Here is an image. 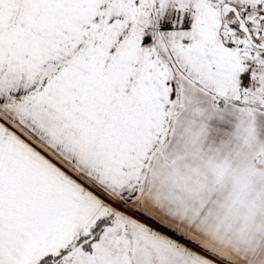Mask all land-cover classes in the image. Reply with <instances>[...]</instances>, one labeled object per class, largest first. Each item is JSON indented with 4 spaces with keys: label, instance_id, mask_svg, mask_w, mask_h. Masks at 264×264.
Instances as JSON below:
<instances>
[{
    "label": "snow or ice",
    "instance_id": "obj_1",
    "mask_svg": "<svg viewBox=\"0 0 264 264\" xmlns=\"http://www.w3.org/2000/svg\"><path fill=\"white\" fill-rule=\"evenodd\" d=\"M0 264H264V0H0Z\"/></svg>",
    "mask_w": 264,
    "mask_h": 264
}]
</instances>
